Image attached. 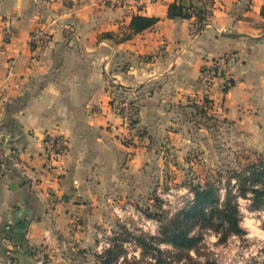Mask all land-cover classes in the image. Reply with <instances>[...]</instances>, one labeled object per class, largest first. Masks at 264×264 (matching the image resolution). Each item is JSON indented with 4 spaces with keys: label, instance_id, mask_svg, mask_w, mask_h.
I'll list each match as a JSON object with an SVG mask.
<instances>
[{
    "label": "crops",
    "instance_id": "1",
    "mask_svg": "<svg viewBox=\"0 0 264 264\" xmlns=\"http://www.w3.org/2000/svg\"><path fill=\"white\" fill-rule=\"evenodd\" d=\"M170 4L0 0V264H76L112 209L153 187V143L200 103L202 69L221 57H233L230 120L264 119V0L178 1L190 17L169 16ZM135 15L159 21L125 42L100 38ZM39 29L48 41L32 40ZM122 90L139 105L140 137L112 107ZM47 135L68 142L57 171L44 167Z\"/></svg>",
    "mask_w": 264,
    "mask_h": 264
},
{
    "label": "rangeland",
    "instance_id": "2",
    "mask_svg": "<svg viewBox=\"0 0 264 264\" xmlns=\"http://www.w3.org/2000/svg\"><path fill=\"white\" fill-rule=\"evenodd\" d=\"M224 77L221 74L216 80L219 88L215 87V80L203 79L206 91L199 99L200 103L191 100L189 105L192 108L185 113L180 112L178 121H171L173 124L167 129L171 133H166L167 136L161 141L153 143L152 148L156 153L153 187L144 189L137 201L132 205L125 204L120 212L112 209L115 215L113 221L100 236L92 237L89 248L80 250L81 258L76 264H102L97 260V255L116 245V238L124 250L117 264H154L153 256L143 254V249L135 241L137 236L159 235L160 222L146 218L144 211L160 216L163 222H167L193 199L190 183L211 181L223 188L234 169L257 161L259 155L264 156V119L246 120L244 125L230 120V106L224 93L230 79ZM214 89H217L216 93ZM133 97L131 101L137 122L127 126L135 128V133L140 137L144 129L138 124L139 105ZM114 102L115 98L112 106ZM124 139L129 143L132 138ZM238 202L244 233L232 235L222 243L216 233L203 231L197 249L191 251L196 264H264V207L255 208L251 198H239ZM160 248L166 254L174 250L167 244H161ZM64 262H68L67 259L61 258L59 261ZM187 264H190L189 261Z\"/></svg>",
    "mask_w": 264,
    "mask_h": 264
},
{
    "label": "trees",
    "instance_id": "3",
    "mask_svg": "<svg viewBox=\"0 0 264 264\" xmlns=\"http://www.w3.org/2000/svg\"><path fill=\"white\" fill-rule=\"evenodd\" d=\"M178 11L181 16H191L189 13L183 12L181 4L171 3L169 16H176ZM262 16L264 17V6ZM158 21V17L135 15L125 31L118 34L106 32L100 38L125 42L136 34L153 28ZM230 82L231 85L226 86L224 92H227L233 85V82ZM189 189L193 194V199L187 202L172 218L167 219V222H163V218L160 216L144 211L146 218L156 219L160 222L159 235L150 237L141 235L137 236L135 241L143 249V254L153 256L154 264H187V261L190 264H196L191 251L197 249L203 238V231L216 233L222 243L232 235H242L244 230L241 226L239 198H251L255 208L264 207V156L259 155L257 161L249 163L241 169H234L223 188L219 184L207 181L204 184L190 183ZM222 191H224V195ZM114 240L117 242L116 245L106 249L103 254L97 255V260L100 263L117 264L116 261L124 250L121 245H118V239ZM161 244L171 245L174 250L168 251L166 254L160 248ZM10 259L13 260V257Z\"/></svg>",
    "mask_w": 264,
    "mask_h": 264
},
{
    "label": "built area",
    "instance_id": "4",
    "mask_svg": "<svg viewBox=\"0 0 264 264\" xmlns=\"http://www.w3.org/2000/svg\"><path fill=\"white\" fill-rule=\"evenodd\" d=\"M166 1V0H164ZM168 1V0H167ZM181 0H171V3H178ZM9 36L12 35L11 30L7 32ZM49 32L45 29L37 30L32 40L37 42H46L49 39ZM233 62L231 55L221 57L212 65L205 66L202 69V79L205 81H216L221 74H224L226 79H229V65ZM219 74V75H218ZM224 77V78H225ZM132 98L127 91L122 92L115 97L113 109L120 115L123 120L128 124H133L135 118L134 104ZM44 167L48 172L57 171L61 169L63 162L68 154V142L64 136L61 135H47L44 139ZM10 160V153L0 146V172L6 168V161ZM79 219L75 218L74 223H78Z\"/></svg>",
    "mask_w": 264,
    "mask_h": 264
},
{
    "label": "water",
    "instance_id": "5",
    "mask_svg": "<svg viewBox=\"0 0 264 264\" xmlns=\"http://www.w3.org/2000/svg\"><path fill=\"white\" fill-rule=\"evenodd\" d=\"M179 12V11H178ZM63 264H70V263H63Z\"/></svg>",
    "mask_w": 264,
    "mask_h": 264
}]
</instances>
